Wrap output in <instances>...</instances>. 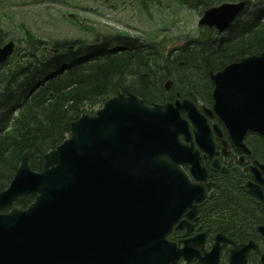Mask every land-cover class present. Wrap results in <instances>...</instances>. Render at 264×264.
I'll return each instance as SVG.
<instances>
[{
    "label": "water",
    "instance_id": "obj_1",
    "mask_svg": "<svg viewBox=\"0 0 264 264\" xmlns=\"http://www.w3.org/2000/svg\"><path fill=\"white\" fill-rule=\"evenodd\" d=\"M242 8L243 3L208 9L199 25L221 32ZM11 50V44L0 49V63ZM209 78L213 112L233 144L242 147L246 132L264 139V52L236 59ZM181 112L195 128V143L213 155L206 120L188 100L149 107L126 91L94 117L71 123L69 138L43 156L42 171L29 169L25 152L0 193V210L25 195L34 202L25 210L0 213V264L190 261L187 250L166 241L185 212L194 215L193 203L206 191L197 152L179 142V136L189 141ZM181 165H189L199 183H190ZM217 252L215 246L213 264ZM237 252L232 251L230 264Z\"/></svg>",
    "mask_w": 264,
    "mask_h": 264
},
{
    "label": "trees",
    "instance_id": "obj_2",
    "mask_svg": "<svg viewBox=\"0 0 264 264\" xmlns=\"http://www.w3.org/2000/svg\"><path fill=\"white\" fill-rule=\"evenodd\" d=\"M177 1L202 11L235 0ZM244 1V10L224 35L207 32L182 47L173 61L182 65L169 73L164 67L154 71L161 50L143 48L135 40L117 37L99 45L46 43L27 33L22 50L16 47L13 56L0 66V191L10 181L23 151H30V168L40 171L42 156L62 142L70 122L102 103L113 89L126 86L123 80L132 82L134 92L147 103L162 100V83L171 76L175 79L173 90L182 95L202 93L204 83L208 84V70L221 69L235 57L264 51V0ZM2 38L0 32V43ZM177 76L183 79L176 84ZM16 112L18 116L7 131ZM236 195V190H225L216 201L217 207L204 211L206 218L214 221L213 226L237 227L247 221L241 208L244 202ZM31 200L26 196L16 205L25 208Z\"/></svg>",
    "mask_w": 264,
    "mask_h": 264
},
{
    "label": "rangeland",
    "instance_id": "obj_3",
    "mask_svg": "<svg viewBox=\"0 0 264 264\" xmlns=\"http://www.w3.org/2000/svg\"><path fill=\"white\" fill-rule=\"evenodd\" d=\"M0 0V27L8 38H22L18 29L23 25L34 35L43 39H73L85 36L90 40L96 34L116 32L140 35L136 28L153 33L155 28L167 30L168 22L173 21L166 37H181L195 29L199 15L189 13L173 0ZM135 8L130 5L134 2ZM143 1V8L138 3ZM113 4V8L108 6ZM63 10V11H62ZM63 12L72 14L78 22L91 33L77 31L63 16ZM129 23L132 27H126ZM168 26H165V25ZM143 37V36H142ZM178 44V43H176ZM174 44V45H176Z\"/></svg>",
    "mask_w": 264,
    "mask_h": 264
},
{
    "label": "flooded vegetation",
    "instance_id": "obj_4",
    "mask_svg": "<svg viewBox=\"0 0 264 264\" xmlns=\"http://www.w3.org/2000/svg\"><path fill=\"white\" fill-rule=\"evenodd\" d=\"M249 154H239V153H235V158L238 157H243L244 162L242 164V166H237L235 165L234 161L232 162V164H230L232 167H235L238 171L239 174H241V178H240V184H239V188L242 191V195L240 196V199L244 202L243 205H241L242 211H244L245 213H247L248 218H250L251 220L245 221L243 224H241L240 226H234V227H229L227 230L233 234L235 237L234 239H231L232 241L236 242V244H247L248 241H253L255 247L258 249V251H256L255 249H251L249 251H247L245 259L247 264L253 263V264H260V257L261 255H264V242L261 239V237L258 235V231L257 228L261 225H264V188L263 186H261L259 183H257L253 177H252V173L250 170V167L254 166V158H253V154L251 153L250 156H248ZM229 156L228 152L227 155L225 157L219 156L218 160H220L221 163H225L227 162L228 164L230 163L229 159H226ZM226 159V160H225ZM208 162V160H207ZM211 163V161H210ZM264 164V163H261ZM226 172V171H225ZM258 174L261 180H264V172L262 170H258ZM251 182L254 184H257L260 188V191L262 193V200H258L254 197H251L250 195H248L246 193V183ZM212 231V229H210V232ZM183 233H180V237L178 238V242H180L184 237H183ZM200 233H204L205 234V244H206V250L209 249V247L207 246L210 241L213 239V237H210L207 233H205V231L201 228V226L199 225L198 219L194 222V227L192 230L191 235L195 236L197 234ZM252 235V238H246L247 235ZM230 245H226L222 251H221V255L223 256V259H225L227 257L228 259V255H229V250H230ZM221 257V256H220ZM227 263V262H226Z\"/></svg>",
    "mask_w": 264,
    "mask_h": 264
}]
</instances>
